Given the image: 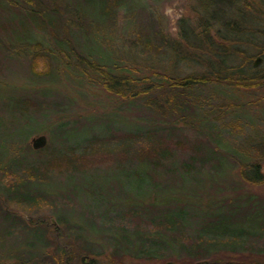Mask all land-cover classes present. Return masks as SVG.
Wrapping results in <instances>:
<instances>
[{
  "label": "rangeland",
  "instance_id": "374dc122",
  "mask_svg": "<svg viewBox=\"0 0 264 264\" xmlns=\"http://www.w3.org/2000/svg\"><path fill=\"white\" fill-rule=\"evenodd\" d=\"M57 1L66 10H72L76 2ZM133 3L117 9L105 29L90 24V19L81 18L78 22L70 15L63 18L67 23H76L70 30L82 57L86 58L89 51L97 56L102 50L119 64L112 75L120 80L132 69L130 73L136 78L153 77L152 84L164 87L145 97L131 98L110 91L101 82V74L80 62L73 66L79 60H67L62 55L40 57L38 65L34 61L32 65V55H27L26 50L33 49L38 42L45 44L46 49L52 48L55 39L43 30L34 29L29 41L16 44V35L1 29L7 23L0 19V264H59L61 257L65 258L53 244L34 246L38 241L35 229L40 223L48 228L49 235L55 237L57 230L60 231L58 242L71 251L68 257L75 261L86 256V262L97 256L98 264H198L176 240L179 232L168 230L162 219L182 221L183 242L191 246L196 231L204 232L214 224L249 225L247 220L254 216L256 208H250V215H241L239 222L232 221L234 213L245 212L251 203L238 202L239 196L247 199L255 195L264 202V185L244 183L238 166L232 168L231 163H225L224 178L206 182L217 174L211 172L212 167L207 170L210 166L207 163L201 171L200 161L205 148L221 149L216 144L220 139L225 149L233 151L250 148L254 141L263 138L264 89L230 91L210 83L197 87L189 99L182 93L177 101L173 96L175 91L162 83L165 81L160 74L183 77L208 69L204 63L162 53L157 45L161 42L158 34L165 32L171 38L182 39L180 21L196 25L201 20L196 12L200 0H135ZM8 13L5 8L0 9L1 17H7ZM199 23L197 28L201 29ZM147 36L154 40L151 46L147 44ZM260 48L259 45L256 49ZM256 49L252 47L253 52ZM263 60L253 66L262 68ZM241 61L238 56L230 59L236 65ZM17 100H21L22 107L13 106ZM186 100H194V109L187 114L178 109ZM195 110L199 114L193 113ZM41 134L47 136L43 151L32 143ZM131 138L138 139L136 146L140 149L149 150L150 145L160 144L168 150L169 157L160 167L146 168L153 174L155 183L168 186H161L159 194L130 193L132 186L135 187L131 181L140 182L147 176L141 166H134L142 171L135 170L139 174L128 166L123 167L126 161L123 163L120 156L116 159L109 147H117ZM73 152L78 155L79 170H73L66 161L74 156ZM40 159L51 160L47 168L39 169L40 178H35L36 173L27 176L26 170L22 171L27 161L35 163ZM20 162L24 164L21 169ZM191 162L200 171L189 176L192 184L177 189L175 186L183 183L181 165ZM23 180L29 183H21ZM203 183L208 185L207 193L193 194L197 185L204 191L200 185ZM4 184L15 187L11 194L45 196L39 203H22L6 194ZM217 186H222V191ZM59 218H66V222H60ZM148 240L164 244L159 252L161 256L134 257L132 252H138L141 243ZM129 248L130 252L126 250ZM218 248L208 251L201 263L264 264L263 253Z\"/></svg>",
  "mask_w": 264,
  "mask_h": 264
},
{
  "label": "trees",
  "instance_id": "16d2710c",
  "mask_svg": "<svg viewBox=\"0 0 264 264\" xmlns=\"http://www.w3.org/2000/svg\"><path fill=\"white\" fill-rule=\"evenodd\" d=\"M63 1L68 2L67 0ZM134 1L135 0H76V4L74 3L73 8H71L72 10H66L64 6L57 3V0H0L1 11L2 8H5L9 12L7 17L0 16V19L7 23V25H4L5 27H2L1 29L8 30V33H14L16 35V44L18 41L22 44L23 42L26 43V41H29L31 39L30 36L33 35L34 29L43 30L46 34L55 39V44L52 48H49L50 50L48 48L46 49L44 47L45 44L41 42L35 43L33 49L26 50L27 55L28 53L32 55V65L33 61L34 65H38L37 58L41 57L44 59L49 55H62L67 60H79L74 62L73 66H78V63L80 62V64H86L90 70L101 74V82H104V85L107 86L110 91H115L118 94H125L124 96L129 95L131 98L140 96L145 97L146 95H153L158 92L160 88L163 89L164 87L152 84L153 77L136 78L130 73L132 69H128L127 73L130 74L128 75L126 73V76L120 80L119 76L112 75V71H114V68L119 64L111 57L109 59V56L105 55L102 50L101 54H97V56L92 54V51H89L86 58L82 57L73 42V36L75 35H72L73 31L70 30L72 25L76 23H67L63 18V15H70L72 20L76 19L78 21L81 18L90 19V24L96 25L97 28L103 27L105 29L108 28L107 22L114 17L117 9L135 4L133 3ZM196 9L197 14L201 16L200 23L198 22L201 29L197 28L198 23L196 25H190L189 21L183 20L180 21V24H183L180 27V37H182V39L171 38L169 33L165 32H159L158 34V38H160L161 42L157 45H159L158 47L161 46L162 53H167L168 55L170 52L180 60L204 63L208 69L201 74L187 75L183 77L168 73L160 74L162 81H165L162 83L168 84L169 86L167 87H169L170 90L173 88L171 91H175L173 94L175 99L178 101V97L179 95H183L182 93H186L188 96L187 99H189L191 97L190 95L194 94L193 92H195L197 87L210 83H216V86H220L221 90L224 87L229 88L230 91L249 87H259L260 89H264V66H262V68H256L253 66L254 64L252 65L255 56L259 55L264 59V0H200ZM87 31L88 30H85V33ZM203 33L205 35H203ZM146 39L147 44L151 46L150 42H153L154 40H152L151 36H147ZM259 45L261 48L257 50L256 48H258ZM252 47H254L256 51L253 52ZM237 56L241 57V64L236 65L230 62V59L237 58ZM126 91H128V93H126ZM192 98L194 99L195 97L192 96ZM21 104V100H17L13 106L20 105V107H22ZM177 104L178 103H176L175 106H177ZM193 104L194 100H186L178 105V109L187 114L190 110L194 109ZM193 113L199 114V111L195 110ZM204 118H206V115ZM211 127L214 129L213 124H211ZM140 131L133 132L140 134ZM144 136L148 138L150 137L148 135ZM255 139H257V137H255L254 140ZM137 141L138 139L131 138L128 141L117 145V147H109V150L116 154V159L120 156V158L123 159V163L126 161L125 166L123 165V167L128 166V168L132 169V172L139 174V171H142L136 169L134 166H141L144 174L147 176L140 182L131 181V184H134L135 187L132 186L130 193L150 195L153 193L159 194L158 189H161V186H168L164 185V183L160 184L159 181L155 183L152 178L153 174H150L146 168L150 165L160 167L162 162L169 157L168 150L160 144H155L157 146L150 145L151 147L149 150L140 149L136 146ZM216 144L221 149L205 148L206 152L203 153L200 160L202 164L201 171H203L205 166L210 164L207 170H210L212 167L211 172L217 174L215 179H209L206 182L224 178V164L231 163L232 168L238 166L239 175L244 183L251 185H264V136L263 138L261 137V140L254 141V144L250 148L242 150L238 149L232 151V149H225V144L221 139L218 140ZM39 150L43 151L46 150V148L42 147L39 148ZM90 150L91 148L88 149V151ZM73 153L74 156L67 157L68 159L66 161H68L73 170H79L80 167L78 166L76 159L78 155L75 156V152ZM240 153L245 155L247 159L241 158V155L238 156ZM35 161V163H32L29 160L25 166L20 162V169L24 166L22 171L26 170L25 173L27 176L36 173L37 176L35 178H40L41 176L39 174L42 172H39V169L47 168L51 160L40 159ZM18 162L19 161H17V163ZM181 168L183 183L176 185L175 187L177 189H182L184 186H188L192 181L189 176L194 172L196 173L200 171V169L192 165V162L184 163L181 165ZM37 181L40 180H36V182ZM26 182L28 181H21V183ZM204 183L200 184L204 186V191L198 189L197 185V192H193V194H202L199 192L207 193L208 185L206 187ZM4 185V191L6 194H11L15 187H11L9 184ZM217 189H219L218 191H222L223 188L222 186L220 188L217 186ZM208 194L214 195L218 194V192H208ZM13 196L22 203L23 201L39 203L44 199L45 195L11 194V197ZM244 200L251 201V203H248L249 206L245 207V212L240 211L238 214L234 213L233 216L235 219L233 220L232 218V221L233 223L239 222L238 219L241 215H250V208H256L254 209V216H252L250 220H247L249 225L227 224L225 226L214 224L207 227L204 232L198 233L196 231L195 239L191 246L183 242V238H185L183 237V233L185 232L182 229L184 228L182 221L162 219V222L163 224H166L165 227L168 230H176L179 232V236L176 237V240L181 242L180 245L188 250L189 257L193 256V259L196 260L198 264L199 262L202 264L201 259L208 253V251L218 247L228 250L240 249L239 251L241 252L250 251L263 253L264 255V202L260 201L255 195H250L247 199L243 196H239L238 202ZM234 210L235 209L231 210V212ZM65 219L63 218L62 220V218H59V221L66 222ZM18 223L21 224L20 222ZM157 223L159 224V222ZM35 231L37 232L38 241L34 242V246H42V244L44 245L46 242L48 244H53L58 250V253L65 256V258H63V256L61 257L62 259L59 264H84L81 259L75 261V259L68 257L71 255V251H69L68 248H64V246H60V243L58 242L61 241L59 230H57V235L54 237L51 234H48V228H46L44 223L43 227L40 223L37 225ZM262 239L263 241H261ZM148 241L141 243L138 252H132L134 257L154 258L161 256L159 252L161 247H164V244ZM40 246H37V248ZM67 246L70 245L67 244ZM130 249L131 248L126 250H129L128 252H130ZM81 254L82 252H80V254L77 253V257ZM126 254L131 255V253ZM211 263L216 264L214 261H211ZM89 264H98L97 256L92 257ZM203 264L206 263L203 262Z\"/></svg>",
  "mask_w": 264,
  "mask_h": 264
},
{
  "label": "water",
  "instance_id": "95a60500",
  "mask_svg": "<svg viewBox=\"0 0 264 264\" xmlns=\"http://www.w3.org/2000/svg\"><path fill=\"white\" fill-rule=\"evenodd\" d=\"M262 60H263V57L258 55L255 60L254 65L257 66L259 62ZM32 143H33L34 148H42L47 144V136L45 134L38 135L33 138ZM85 258L86 256H82L83 261L85 260ZM167 264H174V263L168 262Z\"/></svg>",
  "mask_w": 264,
  "mask_h": 264
},
{
  "label": "flooded vegetation",
  "instance_id": "af4514ba",
  "mask_svg": "<svg viewBox=\"0 0 264 264\" xmlns=\"http://www.w3.org/2000/svg\"><path fill=\"white\" fill-rule=\"evenodd\" d=\"M84 262V261H83ZM84 264H89V261L84 262Z\"/></svg>",
  "mask_w": 264,
  "mask_h": 264
}]
</instances>
